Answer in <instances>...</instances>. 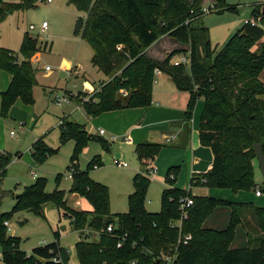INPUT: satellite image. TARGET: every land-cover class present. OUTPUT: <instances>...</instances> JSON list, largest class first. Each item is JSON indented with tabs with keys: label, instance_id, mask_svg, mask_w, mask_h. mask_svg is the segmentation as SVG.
Here are the masks:
<instances>
[{
	"label": "trees",
	"instance_id": "16d2710c",
	"mask_svg": "<svg viewBox=\"0 0 264 264\" xmlns=\"http://www.w3.org/2000/svg\"><path fill=\"white\" fill-rule=\"evenodd\" d=\"M47 0H0V23L14 12L36 7ZM78 12L74 34L92 50L91 64L108 80L82 108L89 117L125 108H147L151 104L154 70L169 76L179 91L189 98L182 120L189 131V122L199 99L203 109L199 119L198 139L209 148L213 159L211 169L194 174L190 187L227 189L232 192H250L257 189L254 180L255 154L253 146L261 144L264 154V84L259 76L264 69V30L244 24L219 51L212 48L209 31L201 24L204 12L201 0H67ZM264 4L255 5L252 16L260 14ZM226 0H215L209 12L221 14L234 11ZM163 36L176 38L188 45V72L183 65L169 64L175 52L162 62L146 54L147 48ZM36 41L23 34L18 55L0 48V69L11 76L7 88L0 93V115L6 117L16 101L26 106L33 104L32 88L36 85V70L30 59L39 51ZM130 94L127 105L118 96ZM59 142L74 141L70 157L71 186L69 193L84 198L91 211H75L66 206L65 193L54 189L45 191V178H37L16 196L14 210L32 211L45 220L42 206L53 203L71 220L72 228L85 240L75 243L78 264H136L153 263L161 251L175 245L179 229L171 226L180 215L178 200L189 197L193 205L182 222L181 234L191 235L186 245L177 248V264H264V206L235 203L223 199L192 196L173 186L167 178V187L161 193V209L148 212L144 202L149 180L134 175L133 192L127 198L128 211L112 215L109 209L108 188L89 177L98 158L79 171L76 161L81 150L90 141H98L104 151V140L88 135L83 125L64 120ZM158 144L144 143L135 147L139 161L152 159ZM55 150L42 140L32 145L31 156L41 163ZM10 162V156L0 154V176ZM60 175L56 176L58 184ZM264 184V180H263ZM169 185V186H168ZM261 189V186L259 187ZM258 188V189H259ZM228 207V226L221 231L205 229L204 220L217 207ZM249 214L248 221H245ZM10 215L0 212V254L3 264H41L19 249V240L6 235L4 222ZM251 220V221H250ZM257 235H250L252 224ZM116 230L106 234L108 225ZM241 224L247 229L248 247L231 249L235 229ZM98 233V239L88 241L83 231ZM127 238L120 248L121 237ZM54 242L33 249V254L45 264H65L67 254L58 244L59 232L54 231Z\"/></svg>",
	"mask_w": 264,
	"mask_h": 264
},
{
	"label": "rangeland",
	"instance_id": "374dc122",
	"mask_svg": "<svg viewBox=\"0 0 264 264\" xmlns=\"http://www.w3.org/2000/svg\"><path fill=\"white\" fill-rule=\"evenodd\" d=\"M214 2L215 0H201L200 5L205 12L214 5ZM226 3L235 6V10L221 14L207 11L201 17V24L208 29L210 43L216 51H219L230 37L238 32L245 20L254 17L251 14L252 9L255 5L264 3V0H226ZM78 17L84 19L86 14L78 12L67 0H51L49 4L38 3L34 8L14 12L2 22L0 27V45L3 49L18 55L24 33L35 40L39 47L38 60L33 61L35 55L30 59L31 65L36 70V85L32 88L33 104L26 106L18 101L11 107L6 117L0 115V148L10 156V162L4 174L0 176V212L10 215L5 221L10 228V233L6 231V235L17 238L19 249L29 253L34 247L53 242V232L58 231L60 233L58 244L67 254L65 264H78L74 246L80 239L86 238L72 229L71 220L68 216H64L63 210H58L50 202L44 204L42 210L45 220L32 211L14 210L16 196L34 183L36 178H45L47 193H51L56 188L64 191L68 208L84 210L82 209L85 207L84 201L91 206L83 198L80 199L81 197L68 192L71 181L68 177L70 174L68 166L74 141L67 139L63 144L59 142L61 124L65 119L84 125L88 134L93 136H97L100 129L104 131V135L100 138L107 141L106 145L108 149L110 145V150L105 152L98 141L92 140L81 150L76 163L80 170H85L88 162L95 157L100 159V166L91 169L89 176L108 188L109 209L112 215L128 211L127 197L134 190L132 178L135 174L147 176L150 182L144 202L145 209L149 212L160 211V194L167 178L173 180L176 188L185 192L189 191L187 167L190 159H187V155L182 150L172 149V146L167 144L172 137L164 141L160 137L151 139V135H154L152 131L155 130L152 125L142 124L134 128L133 126L140 122L136 121L138 118L130 112L136 108L121 109L118 115H114V111H109L91 118L84 112L81 107L82 101H88L108 79L92 66V50L89 45L74 34ZM42 22L48 24L45 32L40 30ZM29 25H33L35 29L30 31ZM184 46L176 38L165 36L147 48V55L162 62L169 53L175 52L169 60L170 65L185 56L186 61L182 65L188 72V54ZM46 66L49 67L47 72L44 70ZM62 73L63 77H61ZM259 80L264 84V69ZM186 99L187 92L179 91L164 73V77H159L154 85L151 103L152 107H157L156 104L159 103L161 107L174 106L182 109ZM58 100H63L60 105L57 103ZM199 102L202 103L203 99L201 98ZM196 110H198V104ZM194 115L197 114L194 112ZM11 132L13 136L10 135ZM145 132L149 134L147 137H150L147 139L149 142L166 145L164 146L166 148H161L157 152L151 166L146 168L140 166L137 161L134 153L136 142L133 143L135 136L140 137V133ZM122 137L126 140L132 139L133 142H122ZM39 139L47 147L55 150V153L41 163H35L31 157V146ZM116 153L120 155L117 161L126 163V168L116 166L114 162ZM254 166V180L258 186H261L264 196L263 178L257 161L254 162ZM150 167L156 169L155 175H149ZM57 175H60L58 184L55 181ZM203 188L205 191L199 192L198 189L202 188L193 187L190 193L192 196L210 197V189ZM259 206L262 205L259 204ZM228 210L226 206L215 208L204 220L203 227L216 231L224 230L229 223ZM227 215V224L221 229L222 226L218 222L225 219ZM248 216L249 214L245 216V221H248ZM243 226L240 225L237 230L235 229L231 249L248 247L242 230ZM248 231L254 237L258 233L254 225ZM88 240L95 241L96 237L90 235Z\"/></svg>",
	"mask_w": 264,
	"mask_h": 264
},
{
	"label": "crops",
	"instance_id": "0c3cea01",
	"mask_svg": "<svg viewBox=\"0 0 264 264\" xmlns=\"http://www.w3.org/2000/svg\"><path fill=\"white\" fill-rule=\"evenodd\" d=\"M262 4H264V3H262ZM261 11H262V9H261ZM251 14H252V12H251ZM260 14H262V13H260ZM1 25H2V22L0 23V27H1ZM0 35H1V30H0ZM163 37H165V36H163ZM0 40H1V37H0ZM184 45H185L184 46L185 50H187L188 49V45H186V44H184ZM0 48H2L1 45H0ZM186 53L188 54V52H186ZM146 54H147V50H146ZM38 55H39V53H36L35 54V57L33 58V61L34 62L37 61V60H35V58L38 59ZM158 72H159L158 74H154L153 89H154V85L158 82V78L159 77H164V73H162L160 71H158ZM6 74H7L6 72H4L3 70L0 69V93L7 88L8 84H9V82L11 80V76L9 74H7L8 75L7 76ZM63 76H64V74L61 75V77H63ZM84 85H86V84H84ZM153 89H152V91H153ZM188 98H189V94L187 92V99L184 102V107L182 109H180V108L177 109L174 106H171V107H168V108L167 107H161V105L159 103L156 104L157 107H152L153 104L151 103L147 108H136L135 110H131L132 112H130V113H133L138 118L136 121L140 122L136 126H133L134 128L135 127L138 128L142 124L143 125H152V128L155 129V130L152 131V132H154V135L153 134L151 135V139H155V138L160 137L161 140L164 141L166 138L172 137V139L167 144H170L172 146L171 147L172 149L175 148V149H179V150H182L183 152H185V154L187 155V159H190L189 165L187 167L188 172H189V177H188V180L187 181H188V185H189V191L191 192V188H193V187H190V180H191L192 176L194 174H203V173H206L208 170H210L211 169V164H212L213 156H212V153H211V151H210L209 148L202 147L200 145L199 139H198L199 119H200L201 111L203 109V102L202 103L199 102V100H201V99H199L197 101V103H196V106L198 104V110H196V106H195V109H194L193 115H192V119L189 122V131H186L187 128L184 127L183 120H182V116H183V112L186 109V105H187ZM70 99L71 98H69V100ZM17 102L18 101H16L14 105H16ZM200 106H201V108H200ZM124 111H128V110H124ZM120 112H121L120 110H117V111H114L113 114L114 115H118ZM194 112L197 115H194ZM59 124H61V123H59ZM133 127H130V128H133ZM84 128H85V126H84ZM131 131L133 133V130H131ZM87 134H88V132H87ZM97 134H98V132H97ZM88 135H91V134H88ZM140 135H141L140 137H136L135 136L133 138L134 139V142H133L132 139L130 141H128V142H133V143L136 142V144H135L136 146L137 145H140V144H144V143L158 144L159 145L158 151L161 148H166V147H164V146H166L165 144L162 145L159 142H157V143L156 142H149L147 139H149L150 137L147 138L149 134L147 135L146 132L143 133V134L140 133ZM91 136H93V135H91ZM102 136H100L98 134L97 136H93V137L100 138ZM122 138H124V137H122ZM101 140H104V139H101ZM172 140H174V141H172ZM104 141L107 142L106 140H104ZM121 141H122V139H121ZM124 141H127V140L124 138V140L122 142H124ZM0 150H1L0 151L1 153L4 152L2 148H0ZM109 150H110V145H109L108 151ZM31 151H32V146H31ZM108 151H105V152H108ZM134 153H135V148H134ZM4 154H6V153L4 152ZM116 154H118V153H116ZM116 154H115V156H116ZM119 157H120V155H119ZM119 157L117 159H119ZM154 157L152 159H147V160H143V161H139L137 159V161L139 162L140 166L146 168L149 165H151ZM32 160H33V158H32ZM98 160H100V159H98ZM90 162H88V164ZM69 166H70V163H69ZM98 166H100L99 162L94 163L91 169H93L94 167L97 168ZM76 167L78 168L77 163H76ZM86 168H87V166H86ZM78 170L79 171H85L86 169L85 170H80L78 168ZM143 170L145 171V169H143ZM155 173H157V171H155ZM155 173L153 175H155ZM145 177L148 178L147 176H145ZM70 186H71V181H70ZM166 187H167V183L165 181V184H164L163 189L166 188ZM170 187H176V185L173 183V186H170ZM259 187L260 186L257 185V188H259ZM194 188H198V187H194ZM199 188H202V189H198L199 192H201V190L202 191H205V190H203L204 189L203 187H199ZM69 189H70V187H69ZM209 191H210V194H209L210 197L211 196L212 197L215 196L214 198H216V199H223V200H227V201L235 202V203H251V204H254L256 206H259V204H260V205L264 206V196H263V191L261 189H260V191H261V195L260 196H256L255 195V191H251L249 193H245V192H241V191L235 193V192H232V191L227 190V189H220V190H218V189H216V190L210 189ZM68 192H69V190H68ZM70 194H75V193H70ZM75 195H77V194H75ZM77 196H79V195H77ZM79 198H80V196H79ZM80 199H82V197ZM84 203H85V207L82 208V209H84L83 211H91L92 210V207L91 206H88L85 201H84ZM75 211H81V210H75ZM151 213H153V212H151ZM154 213H157V212H154ZM228 213H230V209L228 210ZM117 214H119V213H117ZM227 221H228V215L226 216L225 219H221L218 222L219 225L222 226V227H220L221 229L225 228V226L227 224ZM173 224H174V222H173ZM241 225L243 226V224H241ZM71 227H72V224H71ZM202 227H203V224H202ZM238 228H239V226L236 227V230ZM242 230L244 231V235L246 237V241H247V244H248V237L249 236L247 235V227H244L243 226ZM83 233L87 237V240H88V237L90 235L91 236H95L96 237V240L98 239V236H99L98 233L93 232V231H91L89 229H85L83 231ZM59 237H60V233H59ZM54 241H55V239H54ZM47 244H49V243H47ZM40 246H43V245H40ZM40 246H37V247H40ZM34 248H36V247H34ZM34 248L30 249L29 253H27L26 251H24V252H26L27 256H29V254L33 251Z\"/></svg>",
	"mask_w": 264,
	"mask_h": 264
},
{
	"label": "built area",
	"instance_id": "2783aa9c",
	"mask_svg": "<svg viewBox=\"0 0 264 264\" xmlns=\"http://www.w3.org/2000/svg\"><path fill=\"white\" fill-rule=\"evenodd\" d=\"M47 4L51 3V0H47L46 1ZM203 10V9H202ZM209 12V8L207 10ZM205 11V12H207ZM204 12V10H203ZM204 12V13H205ZM244 24H249L250 26L252 27H258L262 30H264V21L261 20V16L260 15H257V16H254L248 20H245L244 21ZM48 27V24L46 22H42L41 23V27H40V30L41 32H45L46 29ZM28 29L30 31H33L35 29V27L33 25H29ZM35 60H38L35 58ZM186 61V58L185 56L184 57H181L177 62H174L172 65L173 66H178V65H182L184 64ZM44 70L47 72L49 71V67L46 66L44 68ZM158 70L155 69L154 70V74H158ZM63 101V100H61ZM61 101H57V103L60 105ZM98 134L100 136H102L104 134V131L103 130H98ZM11 136H13V132L10 133ZM114 140V139H113ZM127 141H130V140H127ZM0 154H2L0 152ZM118 159L115 158V164L117 167L119 168H125L127 167L126 163H120L117 161ZM151 166V165H149ZM96 168V167H94ZM155 169L154 168H151L149 169L148 173L149 175H153L155 173ZM33 177H35V175L33 174ZM70 179H71V172L68 176ZM255 195L256 196H260L261 195V191L260 189H256L255 190ZM193 205V200L189 197H182L178 200V210L180 212V215H179V218L177 221L174 222V224L172 223L171 226H175L179 229V234H178V237H177V241L175 243V245L171 246L168 250L166 251H161L158 256L156 257V259H154V262L153 263H149V264H177V248L179 245L183 244V245H186L190 240H191V235L190 234H186V235H182L181 234V226H182V222L187 218L188 216V209ZM4 226L6 227V231L10 233V228H8V223L7 222H4ZM116 230V225H108L105 229V233L106 234H111L113 233L114 231ZM127 238V234H124L120 241L118 242L117 244V248H120L123 244V242L125 241V239ZM0 264H3L2 263V260H1V254H0ZM130 264H136V261H132Z\"/></svg>",
	"mask_w": 264,
	"mask_h": 264
},
{
	"label": "water",
	"instance_id": "95a60500",
	"mask_svg": "<svg viewBox=\"0 0 264 264\" xmlns=\"http://www.w3.org/2000/svg\"><path fill=\"white\" fill-rule=\"evenodd\" d=\"M261 13H262V15H264V6L262 7ZM61 75H63V74H61ZM130 96H131L130 94L121 95V96H118L117 100L121 101L123 106H125L129 102ZM123 140H124V138H122V141ZM253 151H254V154H255V159L257 161L260 174H261V176H262V178L264 180V154H263V151H262L261 144L254 145L253 146ZM118 157H119V155L116 154L115 158L117 159ZM29 257L40 261L41 264H45V261L40 259L39 257H37L35 254H33V252H31L29 254Z\"/></svg>",
	"mask_w": 264,
	"mask_h": 264
}]
</instances>
